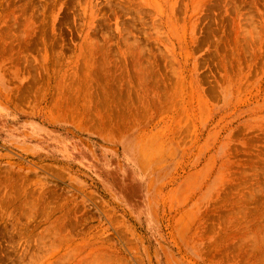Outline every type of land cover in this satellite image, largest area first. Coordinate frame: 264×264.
Listing matches in <instances>:
<instances>
[{
	"label": "rangeland",
	"instance_id": "rangeland-1",
	"mask_svg": "<svg viewBox=\"0 0 264 264\" xmlns=\"http://www.w3.org/2000/svg\"><path fill=\"white\" fill-rule=\"evenodd\" d=\"M0 264H264V0H0Z\"/></svg>",
	"mask_w": 264,
	"mask_h": 264
},
{
	"label": "bare ground",
	"instance_id": "bare-ground-1",
	"mask_svg": "<svg viewBox=\"0 0 264 264\" xmlns=\"http://www.w3.org/2000/svg\"><path fill=\"white\" fill-rule=\"evenodd\" d=\"M139 56V55H138ZM141 60V59H140ZM121 67V66H120ZM124 67V66H123ZM117 69V68H116ZM124 69V68H123ZM152 72V71H151ZM69 74V73H68ZM125 76V75H124ZM118 79V78H117ZM111 82V81H110ZM87 86V85H86ZM105 87V86H104ZM121 91V90H120ZM123 91V90H122ZM106 92V91H105ZM111 95V94H110ZM112 101V100H111ZM60 105V104H59Z\"/></svg>",
	"mask_w": 264,
	"mask_h": 264
}]
</instances>
